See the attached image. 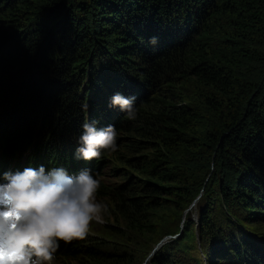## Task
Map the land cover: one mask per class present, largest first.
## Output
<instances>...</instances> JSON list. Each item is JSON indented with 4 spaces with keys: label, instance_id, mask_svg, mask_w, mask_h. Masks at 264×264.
I'll return each mask as SVG.
<instances>
[{
    "label": "trees",
    "instance_id": "obj_1",
    "mask_svg": "<svg viewBox=\"0 0 264 264\" xmlns=\"http://www.w3.org/2000/svg\"><path fill=\"white\" fill-rule=\"evenodd\" d=\"M263 74L264 0H0V176L89 170L117 221L156 240L169 210L184 215L198 199L215 161L218 192L197 201L198 221L189 212L184 238L145 260L264 264ZM188 81L205 92L198 104L180 95ZM117 93L136 98L135 119L110 107ZM85 123L114 126L117 150L78 158ZM205 147L213 157L195 162ZM113 159L125 166L118 184L105 181ZM60 246L57 258L78 264H136L135 252Z\"/></svg>",
    "mask_w": 264,
    "mask_h": 264
},
{
    "label": "clouds",
    "instance_id": "obj_2",
    "mask_svg": "<svg viewBox=\"0 0 264 264\" xmlns=\"http://www.w3.org/2000/svg\"><path fill=\"white\" fill-rule=\"evenodd\" d=\"M151 42L155 44L156 38ZM135 100L117 93L110 107L118 106L128 119H135ZM82 127L78 158L98 160L102 151L117 150L114 126L97 129L94 123H85ZM15 172L16 168L0 176V264H53L63 249L61 242L83 241L93 224L104 223L108 208L98 201L100 182L89 170L78 176L64 169L46 173L43 167Z\"/></svg>",
    "mask_w": 264,
    "mask_h": 264
},
{
    "label": "rangeland",
    "instance_id": "obj_3",
    "mask_svg": "<svg viewBox=\"0 0 264 264\" xmlns=\"http://www.w3.org/2000/svg\"><path fill=\"white\" fill-rule=\"evenodd\" d=\"M262 79L264 78L261 77ZM180 91V95L184 96L189 103H196L202 101V95L204 90H201V88L197 87V85L193 81H188L185 83H182L180 85V88L178 89ZM203 92V93H202ZM256 93L252 94L250 97L247 98V102L249 100H252L254 98ZM262 100L264 101V95ZM220 124L218 118L216 116L213 117V119H210V128H214V126L217 128L218 125ZM213 157V153L210 152L206 147L199 151L195 157L192 159H195V162H199L202 164L203 161H209L208 159ZM29 159L28 156L24 158V160ZM215 161L210 162V173L206 176V179L203 183V187L198 190L201 194L198 197V199L194 202V204L190 208H186L185 214L184 215H179L175 213L174 210H169V217L165 216L163 219V228L164 231L162 234H160L156 240L154 239H140L139 236L133 235L128 232L127 229L125 228L124 224L121 221H117L115 217V207L111 204V201L108 203H102L105 204L108 208V212L105 213V216L110 217V219H106L104 217V223L102 224H93L92 226V233L82 242L84 243L85 246H93V245H98L101 246V251L104 252H135L136 254L134 255L136 264H151V262H147L146 257L149 255L148 259H151L154 255H157L158 252H168L164 251L166 245L170 240L173 239V241L177 239H183L184 234H183V225L184 222L188 223V213L190 212L192 215V220L195 222L198 221V215H199V208H198V203L200 198L205 194V191L208 193L210 187L213 186L214 192H218V178L219 174L215 173L217 165L215 166ZM116 166L118 170H114L112 167ZM194 166V164L192 165ZM201 166L195 165L193 167L194 172H197L200 170ZM125 166L121 165L119 162L111 160V165L107 168L104 169V174H105V181H108L112 184H118L119 181H121V174H124ZM116 171V172H115ZM67 174H70V171H67ZM135 176V175H133ZM215 179L217 180L215 182ZM212 190V188H211ZM213 196V195H212ZM206 197V196H205ZM214 197V196H213ZM215 198V197H214ZM207 199V197H206ZM211 203L209 200V206H211ZM202 205H206L205 202L202 203ZM216 208H220V206H216ZM190 210V211H189ZM165 215V214H162ZM196 232V241H199L200 243V237L198 234L197 229H195ZM138 240V244L134 242V239ZM132 240V242H131ZM147 241V243H146ZM184 242L189 243L193 247L192 254L198 256V254L201 253L196 249V243L194 241L189 242V240H184ZM140 243V245H139ZM137 244V245H136ZM108 249L106 251V249ZM172 252H177V251H172ZM151 257V258H150ZM53 264H78V262L71 261V260H64L63 258H57L55 256V259L53 261ZM206 264V262H205ZM208 264V261H207Z\"/></svg>",
    "mask_w": 264,
    "mask_h": 264
}]
</instances>
